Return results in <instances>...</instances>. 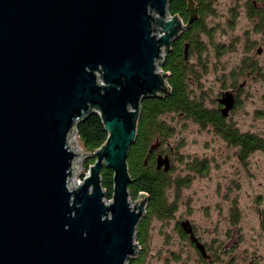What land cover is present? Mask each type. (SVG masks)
Here are the masks:
<instances>
[{"label": "water", "instance_id": "1", "mask_svg": "<svg viewBox=\"0 0 264 264\" xmlns=\"http://www.w3.org/2000/svg\"><path fill=\"white\" fill-rule=\"evenodd\" d=\"M186 1L187 22L170 0H0V264H127L137 254L148 199L130 201L128 157L143 101L171 91L159 62L199 17ZM93 113L108 138L71 188L69 138ZM104 167L114 171L109 203ZM157 167L169 171L170 157ZM181 227L209 259L190 221Z\"/></svg>", "mask_w": 264, "mask_h": 264}, {"label": "rangeland", "instance_id": "2", "mask_svg": "<svg viewBox=\"0 0 264 264\" xmlns=\"http://www.w3.org/2000/svg\"><path fill=\"white\" fill-rule=\"evenodd\" d=\"M245 3L211 0V9L204 19L210 32L200 36L207 50L189 56L199 80L191 83L189 92L192 100L211 111L218 109V99H225L228 89H239L245 83L239 89L240 102L231 122L242 130L264 134V28L257 30V21L246 13ZM215 44L222 45V50L217 51ZM259 47L263 48L260 55ZM247 59L257 66V71L249 75L240 69ZM162 119L171 128V135L165 140L167 148L174 149L167 194L175 210L166 220L152 218L143 264H249L255 257H260L258 262L264 264L260 220V212H264V153L240 159L237 148L224 141L214 126L201 127L193 118L174 112L164 114ZM69 142L78 154L70 183L80 184L90 174L86 167L89 154L75 133ZM202 164L205 170L200 173L198 168ZM140 196L136 200L130 198L132 205L148 199ZM110 200L105 197L107 203ZM185 220L190 221L195 234L206 245L211 261L204 259L181 234V222ZM140 253L139 247L131 259Z\"/></svg>", "mask_w": 264, "mask_h": 264}, {"label": "trees", "instance_id": "3", "mask_svg": "<svg viewBox=\"0 0 264 264\" xmlns=\"http://www.w3.org/2000/svg\"><path fill=\"white\" fill-rule=\"evenodd\" d=\"M195 2L198 3V19L175 41L172 51L162 66L163 72L170 75L168 83L171 91L164 97H152L143 101L138 135L130 149L128 157L132 177V183L129 185L130 198L136 200L140 195L147 196L148 209L136 230V241L141 248V253L137 258L130 259L127 264L144 263L148 251V232L152 218L156 216L160 220H166L173 215L175 210V204L169 203L167 194L171 184L169 175L173 171L172 162L169 171H165L163 167L158 169L157 158L159 155H156V153L153 155V151L150 152L151 147L155 144H159L157 148L166 147L168 153L174 152V149H168L165 145V140L171 135V128L162 119V116L166 113H182L184 116L201 123L204 125L203 127L207 125L214 126L218 134L223 129L219 109L207 110L199 101L192 100L189 92L191 83L199 81L197 70L189 63V56L195 51L201 55L203 51L207 50V46L203 44L200 36L202 34L209 35L210 32L206 30L204 19L211 9V0H195ZM169 10L172 15H178L184 22L188 21L189 11L186 0H170ZM187 44L189 47L188 57L186 58L185 48ZM215 45L217 51L222 50V45ZM201 64L205 69L207 68L204 62ZM76 133L81 147L89 154L86 163V167L89 169L96 161V158H92L90 155L96 152L108 138L103 119L96 113L91 114L77 126ZM226 137L233 143L239 140L234 132H227ZM241 139L249 140L247 136H243ZM257 144L259 149H264V139H257ZM198 169L202 173L205 167L202 164ZM101 175L106 196L108 199H112L114 171L111 168L104 167Z\"/></svg>", "mask_w": 264, "mask_h": 264}, {"label": "flooded vegetation", "instance_id": "4", "mask_svg": "<svg viewBox=\"0 0 264 264\" xmlns=\"http://www.w3.org/2000/svg\"><path fill=\"white\" fill-rule=\"evenodd\" d=\"M245 2H246L245 3L246 4V8H245L246 13L248 12V15L251 17L252 21H254V22L257 21V23H256L257 30H259V28H261V27L264 28V0H245ZM196 4L198 7L197 2H196ZM198 14H199V12H198ZM261 30H263V29H261ZM262 50H263L262 47L257 48V53L259 55L262 54ZM240 69H241L242 73L247 72V75H249V74H251V72L257 71V66L254 64V62L252 60L247 59L242 63V65L240 66ZM244 86H245V83H241L239 89L241 87H244ZM239 89L235 88V87H231L230 89H228L226 91V94L230 93L234 98L233 107L229 110L227 115H225L223 113V109L226 107V104L221 102L220 99H218V109H219L221 116H222V125H223V129L218 135H220L224 139V141H226L230 146H234L237 148L238 156L240 159H243V158L248 159V157L253 153H256V152L264 153V149H259L258 144H257V139H264V134H258L257 131H254V130H242V128L239 127L238 124L231 122V115L237 109L238 104L240 102L241 93H240ZM181 116H183L182 113H181ZM195 122L198 123L201 127L204 126L197 121H195ZM227 132H230V133L234 132L238 136L239 140L236 141L235 143H233L231 140L227 139V137H226ZM243 136H247L249 138V140L246 141V140L241 139ZM243 141H246V142H243ZM154 150L152 153L153 155L155 153H156V155H163V156L169 155L171 162H172V158H173V152L172 151L168 153L164 147H159V148L154 149ZM150 152H152V151H150ZM244 152L246 153L245 156H244ZM193 169H196V168H193ZM260 220H261V226H262L261 229H262V232L264 235V212L263 211L260 212ZM193 230H194V228H193ZM180 232L184 237H187L189 242H191L193 244V246L198 250L197 243L191 240L190 234H187L182 228L180 229ZM194 235L198 239V241L203 244V242L195 234V231H194ZM205 247H206V245H205ZM206 250H207V248H206ZM206 260L211 261L212 259L210 258V259H206ZM259 260H260V257H257V258L255 257V258L251 259L249 264H260L258 262Z\"/></svg>", "mask_w": 264, "mask_h": 264}, {"label": "bare ground", "instance_id": "5", "mask_svg": "<svg viewBox=\"0 0 264 264\" xmlns=\"http://www.w3.org/2000/svg\"><path fill=\"white\" fill-rule=\"evenodd\" d=\"M75 174H76V173H75ZM78 184H79V183L72 184V183L69 182V186H70L71 188H75Z\"/></svg>", "mask_w": 264, "mask_h": 264}, {"label": "built area", "instance_id": "6", "mask_svg": "<svg viewBox=\"0 0 264 264\" xmlns=\"http://www.w3.org/2000/svg\"><path fill=\"white\" fill-rule=\"evenodd\" d=\"M75 135L77 136V133L75 132Z\"/></svg>", "mask_w": 264, "mask_h": 264}]
</instances>
